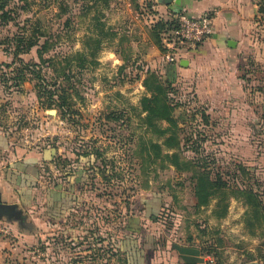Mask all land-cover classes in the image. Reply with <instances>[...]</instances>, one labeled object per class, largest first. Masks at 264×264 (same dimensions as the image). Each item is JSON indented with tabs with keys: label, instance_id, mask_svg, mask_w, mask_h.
Segmentation results:
<instances>
[{
	"label": "rangeland",
	"instance_id": "rangeland-1",
	"mask_svg": "<svg viewBox=\"0 0 264 264\" xmlns=\"http://www.w3.org/2000/svg\"><path fill=\"white\" fill-rule=\"evenodd\" d=\"M3 1L0 141L47 162L39 159L40 191L25 200L29 221L21 212L22 222L0 231V264H177L169 250L180 235L195 236L218 264L252 261L245 245L264 239L262 15L239 73L245 96L229 102L235 115L211 116L192 87L173 85L179 127L192 138L179 153L174 139L162 145L168 125L146 118L141 103L148 72L164 76L153 30L170 14L160 13L162 4ZM261 2L253 0L256 9ZM150 47L160 54L148 55ZM231 118L246 126L231 130ZM199 171L222 185L207 204L195 194ZM249 189L257 198L241 193Z\"/></svg>",
	"mask_w": 264,
	"mask_h": 264
},
{
	"label": "crops",
	"instance_id": "crops-1",
	"mask_svg": "<svg viewBox=\"0 0 264 264\" xmlns=\"http://www.w3.org/2000/svg\"><path fill=\"white\" fill-rule=\"evenodd\" d=\"M158 9L160 13L165 12V15L182 9L194 15L204 12L212 14L211 37L196 50L185 54L178 65H164L163 71L166 66H170L173 85L187 88L190 86L195 90L197 98L207 101L210 107L209 115L215 117L224 113L231 117L235 115L236 112L230 108L229 102L245 96L244 81L239 73L245 64L243 61L247 49L246 41L256 17V5L253 0H179V3L159 6ZM156 53L160 54L157 47L148 49V55ZM175 116L178 117L176 110ZM228 123L231 130L246 126L238 123L236 118H231V122ZM39 156L15 153L11 148L3 146L0 141V201L16 205L26 221L31 217L30 208L26 206L25 201L27 195H30L29 190L33 188L35 194L41 187L38 181L42 174L39 159L45 161L46 158ZM24 193L26 196H23ZM153 199L150 196L142 198V207L148 209L149 206L145 204L150 205ZM144 214H147L145 209ZM11 221L3 218L0 223L3 227L7 225L12 227ZM243 235L242 237L245 236ZM150 239L152 238H147L146 241ZM190 239L187 236L181 238L180 235L170 247L169 255L176 259L177 264H207L199 240L195 236L191 241ZM251 241L254 242L245 245V248L250 246L251 251L253 250L254 259L249 262L261 264L258 257L264 253V239L257 235ZM243 243L245 244L241 242ZM160 264H169V261L166 263L162 261Z\"/></svg>",
	"mask_w": 264,
	"mask_h": 264
},
{
	"label": "trees",
	"instance_id": "trees-1",
	"mask_svg": "<svg viewBox=\"0 0 264 264\" xmlns=\"http://www.w3.org/2000/svg\"><path fill=\"white\" fill-rule=\"evenodd\" d=\"M98 1V0H95ZM107 0H104L106 2ZM262 2L258 4V9H256V17L259 15L261 16V19L264 23V0H261ZM5 2L3 0H0V11H2V14L4 16L7 15L6 10L4 9ZM171 24L169 22H157L155 26L153 27V30H156V36L159 40L160 33L165 30L168 26ZM162 50V47H161ZM163 51V50H162ZM254 64L253 61H251L250 65ZM164 73L166 77L158 75L155 72H148L147 77L142 81V84L148 93V95H145L141 98V103L146 104L143 108V111L146 113V118L150 119L153 118L155 121H161L166 122L168 127L162 129V132L166 134V138L163 139L162 145H164L166 148H170L172 145H169L170 142L175 141V144L173 145L174 149L181 150V148L186 147V144L188 142L192 143V138L185 136L184 129L179 127V117L175 116V110L182 106L181 102H178L175 100V89L173 88V81L171 79V68L170 66H166L164 69ZM174 94V95H173ZM204 120L206 121L208 116H205ZM183 132L184 138H179L178 135ZM192 135V134H191ZM178 137V138H177ZM157 146V144H155ZM154 145V146H155ZM180 153V152H179ZM171 164L175 167L180 166V162L178 160V154H174L171 156ZM192 163V162H191ZM207 163V162H204ZM195 176V175H194ZM196 177V188H195V194L198 197V203L199 204H207L208 199L210 195L214 194L216 192V188H220L222 185L219 183V178L212 179L210 177V174L208 171H202L198 172ZM244 195L248 197H256L257 194L254 193L251 189L241 192ZM257 198V197H256ZM260 207L261 202L257 203ZM227 204H225L226 208ZM156 218V217H153ZM205 253L211 254L214 256L217 263V258L215 254L210 251L209 249H206L204 251ZM261 264H264V254H260L258 257ZM252 258L251 260H253Z\"/></svg>",
	"mask_w": 264,
	"mask_h": 264
},
{
	"label": "built area",
	"instance_id": "built-area-1",
	"mask_svg": "<svg viewBox=\"0 0 264 264\" xmlns=\"http://www.w3.org/2000/svg\"><path fill=\"white\" fill-rule=\"evenodd\" d=\"M212 14L204 12L198 15L185 10H177L168 15L166 22L171 25L160 33L162 58L165 65H178L184 55L196 50L213 33ZM5 227L0 223V231ZM207 264H216L214 256L205 253Z\"/></svg>",
	"mask_w": 264,
	"mask_h": 264
},
{
	"label": "water",
	"instance_id": "water-1",
	"mask_svg": "<svg viewBox=\"0 0 264 264\" xmlns=\"http://www.w3.org/2000/svg\"><path fill=\"white\" fill-rule=\"evenodd\" d=\"M158 3L163 5H169L172 2L179 3V0H157ZM7 220H15L22 222L23 217L21 216V211L17 209V206L14 204H5L0 201V220L1 219ZM246 264H257L256 262H249Z\"/></svg>",
	"mask_w": 264,
	"mask_h": 264
}]
</instances>
